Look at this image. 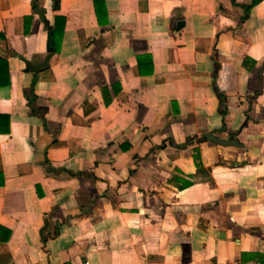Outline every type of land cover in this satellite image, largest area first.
I'll list each match as a JSON object with an SVG mask.
<instances>
[{
  "label": "crops",
  "instance_id": "1",
  "mask_svg": "<svg viewBox=\"0 0 264 264\" xmlns=\"http://www.w3.org/2000/svg\"><path fill=\"white\" fill-rule=\"evenodd\" d=\"M99 1L0 0V264H264V0Z\"/></svg>",
  "mask_w": 264,
  "mask_h": 264
},
{
  "label": "trees",
  "instance_id": "2",
  "mask_svg": "<svg viewBox=\"0 0 264 264\" xmlns=\"http://www.w3.org/2000/svg\"><path fill=\"white\" fill-rule=\"evenodd\" d=\"M94 4L95 7V12L98 16V13L100 11V8L102 7V2L99 0H91ZM257 2V1H255ZM253 2V4L255 3ZM249 7L246 8V10L248 11ZM58 20V19H57ZM57 31L56 29L51 30L49 32L48 35V41H49V46L51 49V52H55L57 50L56 46H55V37H56ZM0 38L3 40L4 37L0 35ZM9 85V72H8V65H7V61L0 58V87L2 86H8ZM109 101L105 99V104H108ZM201 140H204L203 138H201Z\"/></svg>",
  "mask_w": 264,
  "mask_h": 264
},
{
  "label": "water",
  "instance_id": "3",
  "mask_svg": "<svg viewBox=\"0 0 264 264\" xmlns=\"http://www.w3.org/2000/svg\"><path fill=\"white\" fill-rule=\"evenodd\" d=\"M202 138L206 139L207 141L217 144V145H221V146H234L237 145V143L234 140H221L217 137H215L213 134L211 133H205L202 135Z\"/></svg>",
  "mask_w": 264,
  "mask_h": 264
},
{
  "label": "built area",
  "instance_id": "4",
  "mask_svg": "<svg viewBox=\"0 0 264 264\" xmlns=\"http://www.w3.org/2000/svg\"><path fill=\"white\" fill-rule=\"evenodd\" d=\"M253 264H262V263H260V262H255V263H253Z\"/></svg>",
  "mask_w": 264,
  "mask_h": 264
}]
</instances>
